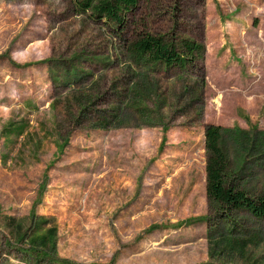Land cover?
<instances>
[{
	"label": "rangeland",
	"instance_id": "obj_1",
	"mask_svg": "<svg viewBox=\"0 0 264 264\" xmlns=\"http://www.w3.org/2000/svg\"><path fill=\"white\" fill-rule=\"evenodd\" d=\"M142 30L201 55L131 58ZM209 124L264 194V0H141L122 28L0 0V264H264V220L207 199Z\"/></svg>",
	"mask_w": 264,
	"mask_h": 264
},
{
	"label": "trees",
	"instance_id": "obj_2",
	"mask_svg": "<svg viewBox=\"0 0 264 264\" xmlns=\"http://www.w3.org/2000/svg\"><path fill=\"white\" fill-rule=\"evenodd\" d=\"M141 0H73L76 11L93 20H104L118 28L137 9ZM126 55L136 60H146L165 66H183L188 60L201 55L202 45L184 39L181 47L173 40L160 34L142 30L125 42ZM248 138V137H247ZM223 129L220 125L209 124L204 132L206 150V196L219 209L230 211L246 210L264 220V194L250 196L245 190L227 181L228 155L222 145ZM254 139L251 140L253 145ZM65 262V261H63Z\"/></svg>",
	"mask_w": 264,
	"mask_h": 264
}]
</instances>
